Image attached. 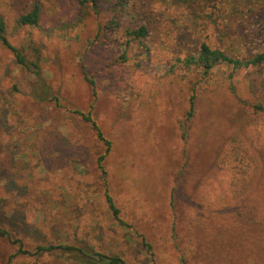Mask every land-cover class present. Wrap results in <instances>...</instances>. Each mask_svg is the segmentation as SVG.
I'll list each match as a JSON object with an SVG mask.
<instances>
[{
    "label": "rangeland",
    "instance_id": "rangeland-1",
    "mask_svg": "<svg viewBox=\"0 0 264 264\" xmlns=\"http://www.w3.org/2000/svg\"><path fill=\"white\" fill-rule=\"evenodd\" d=\"M35 6L39 25H23ZM114 10L120 27L103 44ZM0 18L40 67L36 76L0 42V264H97V253L264 264V114L243 104L247 70L235 97L227 66L201 79L183 63L202 44L241 60L261 52L264 0H0ZM142 26L145 38L127 35ZM89 112L111 142L104 169ZM16 240L30 254L10 262ZM43 245L86 256L33 255Z\"/></svg>",
    "mask_w": 264,
    "mask_h": 264
},
{
    "label": "trees",
    "instance_id": "trees-1",
    "mask_svg": "<svg viewBox=\"0 0 264 264\" xmlns=\"http://www.w3.org/2000/svg\"><path fill=\"white\" fill-rule=\"evenodd\" d=\"M80 1L83 5L90 0H80ZM91 1L95 2L96 0H91ZM118 17H119L118 11L114 10L112 17L107 21V23L104 26L100 28L99 34L97 35V40L100 39L101 37L103 44H109L110 42L115 41L113 35L115 31H117L120 27L119 21H117ZM20 22L23 25L38 26L40 22L39 6H35L30 13L22 16L20 18ZM5 31H6L5 24L3 20L0 18V42L5 47L13 51L18 64L33 71L36 74V76H40L39 62L29 61L17 48L13 47L7 40L5 36ZM147 34L148 31L144 26L136 30L127 32L128 36H132L136 39H143L147 36ZM122 58L124 59V61L128 59L127 56H125V54L122 55ZM183 63L187 69H189L190 67H194V69H196L201 75V79H208V77L215 70H219L221 67L227 66L230 70L229 74L227 75L228 76L227 79L229 82L228 90L235 97L238 95V90L236 84L234 83L235 78L237 77V74L240 70H247L246 77L248 79L249 93L251 94V97L248 96L246 100H243V104L245 106H248L250 109L253 110L254 113H257L258 115H260L261 113L264 114V49L261 52H258L251 59L241 60L240 58H235L233 56H230L226 51L222 49L219 48L215 49L207 44H202L198 54L190 55L189 57H186L183 60ZM87 79L88 81H90L91 85H94L93 80H90L89 78ZM194 99L195 97L193 98V100ZM80 114L84 117V119L87 122L91 123L93 129L97 133L98 138L101 141L105 142L107 146L106 153L101 155L98 159L99 167L101 169H104V162L108 156V153H110L111 151V142L106 140V138L103 136V133L98 123L93 118L91 112H89L88 114H84V113H80ZM195 114H196V107L194 103L188 113V121H192L195 117ZM106 199L109 204V208L113 212V215L116 218H118L119 210L116 207L112 197L109 194H106ZM0 234L4 236L7 235V232L0 230ZM14 243H18L20 245V249L16 254H13L10 257V262L20 255L30 254L29 251L23 249V245L21 244L22 242L16 240L14 241ZM59 249H62L64 251H73V252L77 251L81 256L84 257L86 256L81 249L69 245L38 246L37 251L33 255L37 256L43 253H51ZM80 255H79V260L81 262H85L86 260L83 259ZM96 255L98 257V260L96 261L97 264H127L126 261L120 256H107V255H102L100 253H97Z\"/></svg>",
    "mask_w": 264,
    "mask_h": 264
}]
</instances>
